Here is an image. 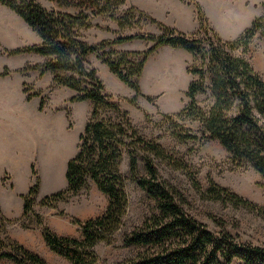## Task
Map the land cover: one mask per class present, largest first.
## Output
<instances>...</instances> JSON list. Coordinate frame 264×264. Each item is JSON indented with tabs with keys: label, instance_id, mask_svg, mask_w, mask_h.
Returning a JSON list of instances; mask_svg holds the SVG:
<instances>
[{
	"label": "trees",
	"instance_id": "obj_1",
	"mask_svg": "<svg viewBox=\"0 0 264 264\" xmlns=\"http://www.w3.org/2000/svg\"><path fill=\"white\" fill-rule=\"evenodd\" d=\"M48 1L55 2L59 8H77L79 12L66 14L49 10L36 0H0V4L19 16L40 40L38 44L5 51L10 56L36 54L46 58L42 64L27 65L19 71L38 70L41 76L50 72L55 84L75 93L70 97V102L90 101L93 108L79 135L78 151L66 162V188L44 196L40 206L55 207L57 203L76 196L89 182H93L108 200L101 216L83 222L73 220L79 226L78 238L61 236L46 226L34 211L39 193V180L34 178L26 194L21 196L22 217L33 216L36 219L49 250L70 264H107L100 259L96 246L113 242L127 208L126 184L132 181L155 201L157 212L149 214L140 226L124 235L121 242L123 247H134L139 251L119 264H264V247L242 241L224 228L214 232L186 213L179 203L181 194L161 179L155 160L159 159L181 171L186 165L174 159L155 140L139 134L129 121L127 111L120 108L112 95L105 93L104 84L96 71L86 66L87 57L97 54L109 71L134 93L130 102L135 103L142 96L138 79L148 58L158 48L170 46L199 56L206 66H191L187 70L189 74L199 77L188 85L185 93L188 103L178 113L165 115L164 119L170 123L171 133L177 140H216L232 158L251 165L260 175L264 192V80L245 57L231 54L239 49L244 54L257 33L264 32V0L261 1V15L231 41L223 40L211 28L199 3L181 0L193 2L195 6L199 22L195 34L182 33L150 18L162 34H134L95 45L84 42L78 30L90 28L94 18L113 14L125 0ZM132 40L151 42L152 45L142 52L105 51ZM138 55L141 59L133 61L132 57ZM205 80L209 81L208 89L213 99L207 111L197 101V96L207 88ZM23 93H26L24 89ZM146 99L151 100L150 97ZM26 100H30L29 95H26ZM39 108H42V101ZM102 109L112 111L115 119L100 118ZM187 119L201 124L200 135L191 133L178 123ZM124 156L128 158V175L121 171ZM31 172L35 176L33 167ZM206 193L210 200L224 201L264 218V207L213 182ZM8 221L0 208V222ZM0 260H9L13 264H49L21 244L10 240L5 243L1 239Z\"/></svg>",
	"mask_w": 264,
	"mask_h": 264
},
{
	"label": "rangeland",
	"instance_id": "obj_2",
	"mask_svg": "<svg viewBox=\"0 0 264 264\" xmlns=\"http://www.w3.org/2000/svg\"><path fill=\"white\" fill-rule=\"evenodd\" d=\"M36 1H40L49 10L62 11L66 14L79 12L77 8H59L55 2L48 0ZM261 1L193 0L201 5L211 28L223 40L236 39L245 28L250 26L252 20L261 15ZM182 2L191 4L195 8L193 2ZM127 3L117 8L113 14L94 18L90 22L91 27L79 29L78 35L84 42L95 45L118 37L150 34L147 30L148 25L152 24L151 17ZM19 19L23 21L20 17ZM23 23V47L38 44L39 37L24 21ZM160 34L162 33L157 35ZM117 46L105 51L115 50L123 53L124 51ZM143 47L128 44L123 49ZM248 48L249 50L244 54L240 49L231 54L245 57L254 71L264 80L263 31L257 33ZM142 51L145 50L137 52ZM140 59V55L132 57L135 62ZM45 60L46 58L36 54L10 56L6 51H0V77L8 76L9 80L16 83L19 81V75H22L24 78L22 90L26 91L25 100L0 101V148L5 151V155L0 156V204L15 205L4 190L8 191L7 188H10L18 192L28 191L35 181L34 178L37 177L39 193L34 204L35 213L39 214L43 223L56 234L78 238L79 226L73 223V220L83 222L101 216L108 204L107 197L96 188L94 183L89 182L88 186L76 196L57 203L55 207L40 206V200L46 195L66 188L64 178L66 162L78 151L79 135L90 118L93 103L70 102V97L75 93L55 84L50 72H47L46 76H41L38 70L26 73L19 71L24 66L39 65ZM86 66L96 71L104 84L105 93L112 95L118 101L120 108L127 111L129 121L139 134L155 140L174 159L186 165L181 171L159 159L155 160L161 179L181 194L182 199L179 203L186 213L214 232L224 228L242 241L264 247V218L255 212L235 207L224 201L210 200L206 193L209 184L213 182L251 200L259 207H264L260 175L248 163L232 158L216 140L186 142L177 140L171 133L170 123L164 119L165 115L178 113L188 103L185 90L192 79L199 77L194 76V78L187 70L191 66L205 68L206 65L201 58L193 54L184 57L164 48L157 50L148 58L143 73L138 79L142 96L138 97L135 103L130 102L134 93L109 71L98 59L97 54H90L87 57ZM205 85L207 88L197 96V101L207 111L213 99L208 89V80H205ZM26 95L30 96V100H26ZM147 97L151 100H147ZM41 101L42 108H39ZM170 101L173 102L171 109L167 108ZM115 117V114L108 109L100 111L102 119H115ZM178 123L193 134L200 135L202 132V126L198 121L187 119L179 120ZM29 149L32 154L30 163H28ZM127 164L128 158L124 156L121 171L125 175H128ZM31 167L35 176L31 172ZM140 171L143 174L142 165ZM126 193L128 197L126 212L121 226L114 234L113 242L100 243L96 246L100 259L105 260L107 264H119L139 251L138 248L123 247L122 239L124 235L140 226L149 214L157 212L155 201L136 183L127 181ZM5 219L9 221L0 222L2 241L17 242L41 256L49 264H70L49 250L42 238V228L37 225L33 216L23 218L21 214L16 219L6 217ZM0 264L13 263L9 260H0Z\"/></svg>",
	"mask_w": 264,
	"mask_h": 264
},
{
	"label": "crops",
	"instance_id": "obj_3",
	"mask_svg": "<svg viewBox=\"0 0 264 264\" xmlns=\"http://www.w3.org/2000/svg\"><path fill=\"white\" fill-rule=\"evenodd\" d=\"M37 2L40 3V1ZM125 3L143 11L149 17L161 23V25L174 28L182 33L192 34L196 33L199 29V22L196 14V9L193 7V5L184 3L180 0H126ZM40 4L44 6L42 3ZM148 27L149 29L147 30V33L155 35L161 33L156 24L152 23L148 25ZM23 33V21H21L19 17L9 8L0 4V51H13L22 48L24 46ZM128 44L139 46L142 45L144 47L124 50V46ZM151 45V42H146L142 40H132L120 44L117 47L123 51H141L146 50ZM161 48H164L168 51H174L175 53L184 57L189 56L190 54L183 49L172 48L170 46H162L157 50ZM46 74L47 73H45L43 76H46ZM23 82L24 78L22 75H19V81H16V83L15 81L9 80L8 76L0 77V101L8 102L12 101L13 99L25 100V95L22 90ZM15 154L19 155L17 152H15ZM1 155H5V151L2 148H0V156ZM28 155V163H30L32 159L31 149L28 150ZM7 190L8 191L4 190L6 195H8V197H10L15 202V205L3 206L0 204L2 213L8 219L19 218L22 214L23 206V200L21 196L25 194L27 190L23 192L11 190L10 188H7ZM18 197H20L21 199H19Z\"/></svg>",
	"mask_w": 264,
	"mask_h": 264
},
{
	"label": "bare ground",
	"instance_id": "obj_4",
	"mask_svg": "<svg viewBox=\"0 0 264 264\" xmlns=\"http://www.w3.org/2000/svg\"><path fill=\"white\" fill-rule=\"evenodd\" d=\"M173 102L172 101H170V103H169V105H167L168 107L167 108H169V109H171V108H173Z\"/></svg>",
	"mask_w": 264,
	"mask_h": 264
}]
</instances>
